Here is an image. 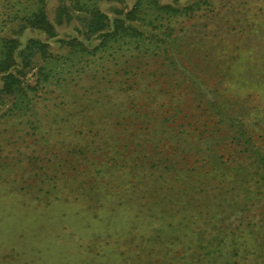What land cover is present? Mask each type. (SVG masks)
I'll return each mask as SVG.
<instances>
[{
	"label": "trees",
	"instance_id": "obj_1",
	"mask_svg": "<svg viewBox=\"0 0 264 264\" xmlns=\"http://www.w3.org/2000/svg\"><path fill=\"white\" fill-rule=\"evenodd\" d=\"M50 1L0 0V124L36 141L41 108L67 104L74 140L31 176L88 206L136 202L153 234L127 264H264V61L239 74L245 44L195 25L220 20L216 0Z\"/></svg>",
	"mask_w": 264,
	"mask_h": 264
},
{
	"label": "rangeland",
	"instance_id": "obj_2",
	"mask_svg": "<svg viewBox=\"0 0 264 264\" xmlns=\"http://www.w3.org/2000/svg\"><path fill=\"white\" fill-rule=\"evenodd\" d=\"M216 3L220 20L203 17L193 23L197 22L195 25L200 26L202 32H209L211 40L244 43L245 63L238 73L249 74L251 59L264 61V0H216ZM55 4L56 0L49 2L50 14ZM206 22L208 25L204 27ZM251 23L253 25L247 27ZM71 29L63 26L59 31ZM214 33H218V37H213ZM201 35V40H209ZM258 68V72H264V64ZM262 92L264 102V90ZM58 93L61 91L56 89L55 94ZM64 108L58 116L50 102L41 108L44 138L36 141L24 137L23 131L15 133L22 128L19 122L0 124V147L4 149L0 158L9 164L0 168V264H127L128 256L135 254L133 245L140 236L153 234L151 218L141 212L134 201L118 208L117 198L109 197L101 206H88L87 198L81 202L65 196L72 186L67 185L63 176L55 179L31 176L40 162L44 164L43 170H54L51 162L45 160L50 153V156L58 153L67 158L61 152L74 140L67 136V104ZM9 134L13 136L7 146L3 140ZM46 150L49 151L44 155ZM31 156L39 159L37 165L32 164ZM60 163L61 170L67 171L64 169L67 161ZM72 170V174H77L82 169L76 165ZM29 187L31 191H27ZM40 187L43 191H33ZM57 196L60 198L55 199ZM174 229L168 236L177 233V228ZM155 257L158 258L151 255L149 260Z\"/></svg>",
	"mask_w": 264,
	"mask_h": 264
}]
</instances>
